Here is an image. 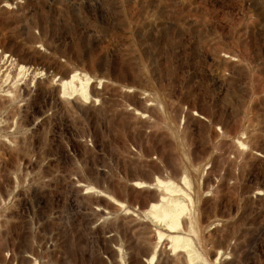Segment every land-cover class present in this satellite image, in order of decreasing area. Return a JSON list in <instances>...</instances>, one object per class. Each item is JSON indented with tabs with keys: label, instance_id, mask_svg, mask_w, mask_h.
<instances>
[{
	"label": "rangeland",
	"instance_id": "rangeland-1",
	"mask_svg": "<svg viewBox=\"0 0 264 264\" xmlns=\"http://www.w3.org/2000/svg\"><path fill=\"white\" fill-rule=\"evenodd\" d=\"M0 264H264V0H0Z\"/></svg>",
	"mask_w": 264,
	"mask_h": 264
},
{
	"label": "bare ground",
	"instance_id": "bare-ground-1",
	"mask_svg": "<svg viewBox=\"0 0 264 264\" xmlns=\"http://www.w3.org/2000/svg\"><path fill=\"white\" fill-rule=\"evenodd\" d=\"M180 206H181V204H180ZM152 209L155 211L154 212L155 218L160 223L166 225L170 230L174 231V230H177L181 227L179 224V221H180L179 208H178L177 204L175 202H173V200L166 202L165 206L164 205H161L159 207L153 206ZM180 237L181 236H173V240L177 246H180V244H183L181 242H185V243L188 242V241H186ZM183 245H182L183 247L187 246V244H183Z\"/></svg>",
	"mask_w": 264,
	"mask_h": 264
}]
</instances>
